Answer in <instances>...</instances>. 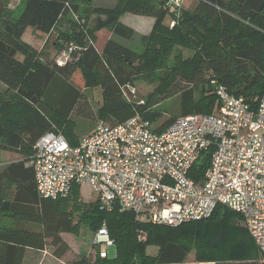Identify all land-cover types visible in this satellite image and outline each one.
<instances>
[{
  "label": "trees",
  "instance_id": "obj_1",
  "mask_svg": "<svg viewBox=\"0 0 264 264\" xmlns=\"http://www.w3.org/2000/svg\"><path fill=\"white\" fill-rule=\"evenodd\" d=\"M8 2L0 0V83L7 94L0 96V161L6 163L0 170V264H23L26 250L45 248L61 258L69 249L61 234L78 233L84 214L93 218L86 221L90 228L104 223L114 240V256L96 257L95 264H259L264 255L241 217L224 206H216L206 219L171 226L140 219L130 210L101 211L97 200L81 201L77 185L67 198L43 199L28 161L44 133L63 134L72 146L78 143L71 116L91 113L82 99V89L90 84L101 90L98 116L110 125L138 113L161 131L179 116L210 114L217 106L211 77L254 108L264 93V0H180L169 24L168 14L153 3L121 0L111 8L93 7L94 14L105 17L77 31L81 48L71 49L62 62L43 60L22 36L27 27L49 35L61 19L79 17L80 0H20L13 7ZM124 12L154 19L142 37V50L135 52L113 38L98 49L100 29L133 38V28L120 20ZM179 44L190 45L193 54L167 65ZM139 79L154 88L144 101L130 102L123 89ZM173 96L179 97L178 114L155 125L163 115L155 107ZM209 159L204 153L191 168L195 182ZM6 187L13 188L9 196ZM148 245L158 248L155 255L146 253Z\"/></svg>",
  "mask_w": 264,
  "mask_h": 264
},
{
  "label": "built area",
  "instance_id": "obj_2",
  "mask_svg": "<svg viewBox=\"0 0 264 264\" xmlns=\"http://www.w3.org/2000/svg\"><path fill=\"white\" fill-rule=\"evenodd\" d=\"M209 84L214 112L179 116L161 131L136 113L115 125L96 122L74 146L62 134L44 133L28 161L38 196L66 198L73 185H88L101 211L130 210L171 226L206 219L221 205L241 217L264 255V93L253 108L216 78ZM204 153L209 164L195 182L189 172ZM91 243L95 258L109 257L114 240L104 223Z\"/></svg>",
  "mask_w": 264,
  "mask_h": 264
},
{
  "label": "rangeland",
  "instance_id": "obj_3",
  "mask_svg": "<svg viewBox=\"0 0 264 264\" xmlns=\"http://www.w3.org/2000/svg\"><path fill=\"white\" fill-rule=\"evenodd\" d=\"M20 0H9L11 7L17 6V3ZM121 0H80L81 10L79 17L76 15H70L65 19H61L55 29L51 34L46 35L35 28L27 27L22 36V40L32 48H35L41 53L43 60H55L57 62L64 61L66 55L69 52V49L77 50L81 48V44L75 42L74 35H78L77 31L84 30L85 27H92L95 23L97 17L104 18L103 15L94 14L91 10L93 7L100 8H111L114 7ZM140 3L147 2L153 3L157 7H161L164 10L168 17L166 19L167 24H169L170 19L173 14L170 12L174 8L172 2L174 0H137ZM121 17L131 24H137L139 16L131 12L122 13ZM134 27V26H133ZM133 38L130 40H125L111 34L107 29H100L96 32V43L95 46L100 49V46L108 38H113L117 42L126 45L135 52H140L142 50L143 41L142 37L149 34L150 30H146L141 34L142 30L136 26ZM143 29V28H142ZM193 54V49L190 45H176L174 50L167 60L168 64H173L175 62H180L184 59L189 58ZM161 71H159L160 73ZM154 88V84L149 83L144 79H139L135 82L134 86L125 87L123 89L125 98L134 103H140L145 100L149 92ZM5 87L0 83V96L7 95L5 94ZM83 100H85L87 110H90V114L85 116L77 115L75 112L72 114L71 119L74 122V138L77 140L89 135L93 130L96 122L103 120L99 117V110L102 104V95L101 90L94 84H90L88 88L82 89ZM83 104V103H82ZM158 110L160 109L163 113L161 119L155 123V125L160 124L162 121L169 118L171 115H177L179 112V97L173 96L167 98L160 102V104L155 107ZM63 135V134H62ZM5 162L0 161V170L5 166ZM13 188L5 189L4 195L9 196ZM78 197L81 201L88 203L95 201L97 199V194L94 192L88 185H80L77 190ZM68 197V196H67ZM66 197V198H67ZM82 217V223L80 224V229L78 233H62V238L68 244V251L61 257V262L63 264H79L82 261L89 262L95 258V248L92 246L91 239L94 232L93 228H90L86 223L87 220L92 221V216L90 214H84ZM3 224H14L12 221L3 220ZM242 224V223H241ZM34 227V226H31ZM46 253L26 250L24 253L23 264H61L57 262L52 254L50 248H45ZM158 251V248L154 245H148L146 247V253L149 255H155ZM109 257H113L115 254V247H108ZM47 258V259H46ZM49 261V262H48ZM186 264H193L192 262H187ZM259 264H264V259L260 261Z\"/></svg>",
  "mask_w": 264,
  "mask_h": 264
},
{
  "label": "crops",
  "instance_id": "obj_4",
  "mask_svg": "<svg viewBox=\"0 0 264 264\" xmlns=\"http://www.w3.org/2000/svg\"><path fill=\"white\" fill-rule=\"evenodd\" d=\"M140 16V15H139ZM124 24H126V25H128V26H130L131 28H133V30H134V32H135V26L137 27V28H140V27H142L141 29H139L142 33L141 34H143L147 29L148 30H150L151 29V27H152V24H153V22H154V19L152 18V17H148V16H143V17H139V19H137V20H139L138 21V23L137 24H131L130 22H128V21H126L125 19H123L122 17H121V19H120ZM134 26V27H133ZM97 42V41H96ZM95 42V43H96ZM102 46H103V44L100 46V49L102 48ZM99 88V87H98ZM100 89V88H99ZM62 236V235H61ZM92 240V239H91ZM92 242V241H91ZM38 252H43V253H46V251L45 250H43V251H38ZM53 258L57 261V262H61V258H56V257H54L53 256ZM47 259V258H46ZM49 262V261H48ZM62 263V262H61Z\"/></svg>",
  "mask_w": 264,
  "mask_h": 264
}]
</instances>
